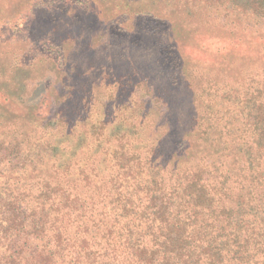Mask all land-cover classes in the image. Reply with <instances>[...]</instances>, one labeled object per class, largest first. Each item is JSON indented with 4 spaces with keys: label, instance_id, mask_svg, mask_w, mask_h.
Instances as JSON below:
<instances>
[{
    "label": "trees",
    "instance_id": "trees-1",
    "mask_svg": "<svg viewBox=\"0 0 264 264\" xmlns=\"http://www.w3.org/2000/svg\"><path fill=\"white\" fill-rule=\"evenodd\" d=\"M160 1L149 0L155 18L166 17ZM182 3L194 17L232 4L264 29V0ZM259 70L227 85L194 75L202 83L191 123L184 101L170 104L179 71L158 91L138 73L120 77L114 83L131 90L124 104L102 81L94 95L74 90L34 118L12 119L0 103V264H264ZM141 87L147 105L135 97Z\"/></svg>",
    "mask_w": 264,
    "mask_h": 264
},
{
    "label": "rangeland",
    "instance_id": "rangeland-1",
    "mask_svg": "<svg viewBox=\"0 0 264 264\" xmlns=\"http://www.w3.org/2000/svg\"><path fill=\"white\" fill-rule=\"evenodd\" d=\"M180 2H156L164 19L147 13L149 0H0V103L7 105L8 117L46 115L58 97L74 90L94 95L100 81L110 85L104 93L114 85L124 104L131 90L127 81L114 83L120 77L138 73L151 91H158L166 88V80L177 81L179 71L181 89L168 87L173 90L170 104L184 101L183 121L191 123L199 86L207 78L242 83L247 69L260 72L264 67V29L232 4L212 12L221 14L213 19L210 13L194 17ZM207 27L234 32L235 38L216 39ZM194 75L204 80H194ZM135 97L147 105L142 87ZM99 100L107 108L115 104ZM167 134L169 138V130Z\"/></svg>",
    "mask_w": 264,
    "mask_h": 264
}]
</instances>
